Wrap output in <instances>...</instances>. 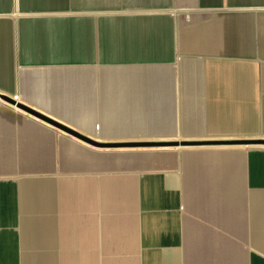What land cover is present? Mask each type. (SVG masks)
Returning <instances> with one entry per match:
<instances>
[{"label":"crops","instance_id":"1","mask_svg":"<svg viewBox=\"0 0 264 264\" xmlns=\"http://www.w3.org/2000/svg\"><path fill=\"white\" fill-rule=\"evenodd\" d=\"M0 93L113 145L0 99V264H264V144L181 145L264 140V0H0Z\"/></svg>","mask_w":264,"mask_h":264},{"label":"water","instance_id":"2","mask_svg":"<svg viewBox=\"0 0 264 264\" xmlns=\"http://www.w3.org/2000/svg\"><path fill=\"white\" fill-rule=\"evenodd\" d=\"M0 99L7 102V103H10L12 105H15L16 107L34 115V116H37L49 123H51L52 125L56 126V127H59L60 129L68 132V133H71L75 136H77L78 138L84 140V141H87L88 143L94 145V146H98V147H111L113 146L112 144H108V143H98V142H95V141H92L91 139H88L87 137H84V136H81V135H78L77 133H75L74 131H72L71 129L41 115L40 113L36 112V111H33L32 109H30L29 107L21 104V103H17L16 101H14L12 98L0 93ZM256 143H259V144H264V140L262 139H214V140H204V141H183L181 143V145H220V144H256ZM178 143L177 142H158V143H155L154 145H177Z\"/></svg>","mask_w":264,"mask_h":264},{"label":"rangeland","instance_id":"3","mask_svg":"<svg viewBox=\"0 0 264 264\" xmlns=\"http://www.w3.org/2000/svg\"><path fill=\"white\" fill-rule=\"evenodd\" d=\"M22 251H23V253H25V252H28V251H37V248H34V247H27V246H23L22 247ZM44 251L45 252H51L52 251V247H46V248H44Z\"/></svg>","mask_w":264,"mask_h":264}]
</instances>
